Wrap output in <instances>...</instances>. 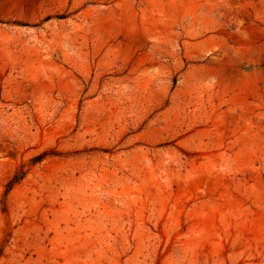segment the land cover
Segmentation results:
<instances>
[{
	"label": "rangeland",
	"instance_id": "obj_1",
	"mask_svg": "<svg viewBox=\"0 0 264 264\" xmlns=\"http://www.w3.org/2000/svg\"><path fill=\"white\" fill-rule=\"evenodd\" d=\"M0 264H264V0H0Z\"/></svg>",
	"mask_w": 264,
	"mask_h": 264
},
{
	"label": "trees",
	"instance_id": "obj_2",
	"mask_svg": "<svg viewBox=\"0 0 264 264\" xmlns=\"http://www.w3.org/2000/svg\"><path fill=\"white\" fill-rule=\"evenodd\" d=\"M14 181V180H13ZM11 182V181H10Z\"/></svg>",
	"mask_w": 264,
	"mask_h": 264
}]
</instances>
